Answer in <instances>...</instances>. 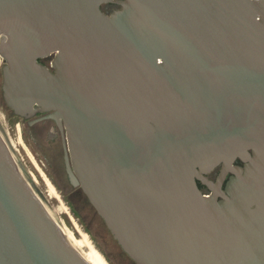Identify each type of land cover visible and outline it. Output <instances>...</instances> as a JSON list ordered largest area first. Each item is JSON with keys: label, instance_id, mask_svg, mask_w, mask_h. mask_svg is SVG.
<instances>
[{"label": "water", "instance_id": "1", "mask_svg": "<svg viewBox=\"0 0 264 264\" xmlns=\"http://www.w3.org/2000/svg\"><path fill=\"white\" fill-rule=\"evenodd\" d=\"M0 68V264H264V0H0Z\"/></svg>", "mask_w": 264, "mask_h": 264}, {"label": "flooded vegetation", "instance_id": "2", "mask_svg": "<svg viewBox=\"0 0 264 264\" xmlns=\"http://www.w3.org/2000/svg\"><path fill=\"white\" fill-rule=\"evenodd\" d=\"M118 8L119 7L118 6H115V5H102L101 6V9L105 13H107V14H110L111 12H113L114 10H116ZM52 58H53V56L45 57V58L40 59L38 62H40L42 65L50 68V62H51ZM1 63H2L1 64V67H2L3 64H4V61H3L2 58H1ZM0 74H1V68H0ZM1 82H2V77H1ZM0 89H1V86H0ZM1 95H2V92H1ZM42 115L43 114H36L34 117L29 118V119H23L21 117L15 116V115H13V116L16 117V118H18L20 121H22V123H25L29 127H34V126L36 127L38 125L41 126V128H42L43 131L48 126V125L45 126L44 124L45 123H50L51 130L49 131V134H50L49 136L53 137V139H55L57 137V139L59 140V143H60V147H61L62 172H63L64 180H65V182L67 184V190L66 191L68 192L66 196L64 194V197H68L70 195H75L76 192H80L84 196V198L86 199L87 203L90 205V203L88 202L87 198L85 197V195L83 194V192L81 191V189L79 187L72 186L71 183H70V181H69V177L67 175L66 166H65V162H64V149H63V145H62L61 132H60L57 124L53 120H51V119H45V120H42V121H39V122H35V123L30 124V121H32L34 119H37V118L41 117ZM237 164L238 165H242L240 162H238ZM220 171H221V167L218 166V167L214 168L212 171H210L205 177H206V179L209 182L215 183L216 180H217V178H218V175H219ZM229 176H230V174H227V176L225 178V182L227 181V179L229 178ZM54 184H56V183H54ZM197 186H198L199 190L201 191V193L203 195H211L212 192H213L212 189L208 185H205V184H203L200 181H197ZM223 187H224V185H223ZM59 191L62 192L61 189H59Z\"/></svg>", "mask_w": 264, "mask_h": 264}, {"label": "trees", "instance_id": "3", "mask_svg": "<svg viewBox=\"0 0 264 264\" xmlns=\"http://www.w3.org/2000/svg\"><path fill=\"white\" fill-rule=\"evenodd\" d=\"M125 254V253H124Z\"/></svg>", "mask_w": 264, "mask_h": 264}]
</instances>
